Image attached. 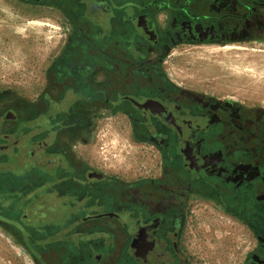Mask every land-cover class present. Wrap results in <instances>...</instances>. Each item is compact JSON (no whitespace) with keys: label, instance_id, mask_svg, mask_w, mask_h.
I'll list each match as a JSON object with an SVG mask.
<instances>
[{"label":"flooded vegetation","instance_id":"af4514ba","mask_svg":"<svg viewBox=\"0 0 264 264\" xmlns=\"http://www.w3.org/2000/svg\"><path fill=\"white\" fill-rule=\"evenodd\" d=\"M14 1L54 12L62 34L39 94L0 90L10 242L31 264H196L187 229L209 209L249 232L240 264H264V106L196 90L169 60L264 45V0ZM116 117L155 153L156 175L94 162L101 125Z\"/></svg>","mask_w":264,"mask_h":264},{"label":"rangeland","instance_id":"374dc122","mask_svg":"<svg viewBox=\"0 0 264 264\" xmlns=\"http://www.w3.org/2000/svg\"><path fill=\"white\" fill-rule=\"evenodd\" d=\"M61 34L51 10L0 0V90L30 98L39 94L44 70L57 54ZM169 60L172 74L179 76L175 78L196 90L249 106H264V45L188 47L174 52ZM90 152L94 162L118 176L133 179L158 171L155 153L132 139L123 117L102 123ZM65 192L61 189L59 194ZM197 210L187 229L188 253L194 262L240 264L250 247L249 232L227 215ZM0 264H31L1 231Z\"/></svg>","mask_w":264,"mask_h":264},{"label":"crops","instance_id":"0c3cea01","mask_svg":"<svg viewBox=\"0 0 264 264\" xmlns=\"http://www.w3.org/2000/svg\"><path fill=\"white\" fill-rule=\"evenodd\" d=\"M228 47H232V46H228ZM228 47H224V48H222V49H225V48H228ZM234 47V46H233ZM175 77H179V76H175Z\"/></svg>","mask_w":264,"mask_h":264}]
</instances>
